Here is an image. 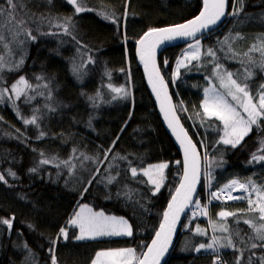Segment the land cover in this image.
<instances>
[{
    "label": "trees",
    "instance_id": "obj_1",
    "mask_svg": "<svg viewBox=\"0 0 264 264\" xmlns=\"http://www.w3.org/2000/svg\"><path fill=\"white\" fill-rule=\"evenodd\" d=\"M16 2L15 20L25 21L21 28L0 17V90H8L0 101V175L7 181H0V220L14 217L11 228L0 223V264H52L53 257L57 264H93L98 252L123 248L142 255L183 166L147 87L136 44L150 29L194 19L202 0H85L87 10L79 13L67 0ZM0 7L8 8L6 0ZM262 43L264 0H229L222 27L199 40V59L184 62L177 76L189 45L160 56L177 111L203 156L197 199L207 209L204 215L202 207L192 206L166 264H214L217 257L219 264H264V247H252L264 241L244 223L264 224L258 212L248 211V194L233 202L210 195L233 179L264 188V161L252 159L264 155V120L233 148L219 142L223 123L203 109L210 88L237 103L227 96L217 68L225 81L231 72L246 83L256 101L264 85V55L252 47ZM21 77L31 88L17 99L11 88ZM34 117L35 124L24 123ZM160 164L168 166L156 192L142 171ZM82 204L125 218L132 236L77 240L78 229L69 222ZM222 210L236 215L220 217ZM213 237L218 251L194 250ZM229 240L231 247H219Z\"/></svg>",
    "mask_w": 264,
    "mask_h": 264
},
{
    "label": "snow or ice",
    "instance_id": "obj_2",
    "mask_svg": "<svg viewBox=\"0 0 264 264\" xmlns=\"http://www.w3.org/2000/svg\"><path fill=\"white\" fill-rule=\"evenodd\" d=\"M51 2V0H49ZM67 2L75 7V12L79 13L81 11L87 10L85 6V0H67ZM8 8L0 7V17L7 15V19L13 23L17 28H21L25 21L23 19L17 21L15 20V10L19 6L16 0H6ZM227 0H203V10L200 14L193 20L187 23L175 25L167 28H154L150 29L145 33L144 37L141 38L138 43L140 45V59L144 63L146 70L151 66L149 71V82L152 84L153 91L157 94V99L161 102V110L165 113V119H169V115H172V119L169 120V127L173 129L176 133L177 140L180 141L181 146L184 149L185 155V172L183 176V181L176 191V195L172 197V202L168 206V210L163 213V223L160 225L159 231L155 234V239L152 240L151 245L147 248L146 252L142 255H137L134 248H123L110 251H102L96 254L93 264H159L160 258L167 251L170 243L171 237L175 230L176 224L179 220L180 213L184 211L186 207H189L195 203V207L200 209L199 201H193V196L195 194L196 184L199 179V161L198 153L196 152L195 145L192 144L190 138H188L187 133L184 132L183 128L180 127V131L177 133L178 119L175 117L173 107L171 105L170 97L167 94L166 85L164 84L163 78L159 74V70L155 62V49L156 46L163 42L164 40H171L175 37H196L198 32L207 29L210 25H215L220 21L221 17L225 15ZM234 11L231 15H236ZM109 18V17H105ZM68 23H71L70 18H65ZM115 23V20L112 21ZM65 32L68 29L65 28ZM25 33L30 35V32ZM0 39H3L0 35ZM35 39V37H33ZM190 47H195V51L189 56L183 57L177 62V76L179 75V68L181 66H186L184 63L185 59H199V40L196 41V45ZM252 50H260L261 54L264 55V43L261 47L257 49L256 45H253ZM208 55L213 56L214 53L211 49L208 50ZM22 63V61H21ZM165 63H167L165 61ZM218 78L221 80V85L225 87L227 91V96H230L233 101H236V106L229 103L224 95L216 92L211 96H208V92L212 90H206V99L203 103L204 112L209 117H216L219 121L223 123V137L220 138V143L225 145H231L235 148L251 130L252 126L256 125L260 127L259 121L264 120V85H261V91L257 94L256 101L252 94L248 91V85L240 84L235 79L232 78L231 72H226L227 81H225L223 76H219V69L217 68ZM249 77L252 75L248 74ZM31 88V85L24 79L20 78L19 81L14 84L11 91L15 93L18 99L24 94V90ZM8 91L0 90V101L3 100V93ZM116 92H123V89H114ZM163 93V95H161ZM127 95V93H124ZM237 108L243 109V114L237 110ZM173 121L176 122L174 126ZM26 124H35V117L31 120H25ZM43 135V133H41ZM207 157V153H205ZM253 160L264 161V155H253ZM43 163H48L47 160L42 161ZM167 164H160L155 166V170L158 176L153 175V168H148L143 170V175L147 176L149 181L154 185L155 191L158 192L161 187V182L163 180V169L167 168ZM35 171V169H32ZM133 176L138 174L136 168L131 169ZM9 175L15 177V173L9 171ZM211 178L209 173V179ZM0 181L4 180V176L0 175ZM210 187V184H209ZM242 190L248 194V211L258 212L259 220L264 221V188L257 187L251 180L247 183H241L236 179L231 180L224 188L219 189L216 192H211L210 195L212 199H220L221 194L226 191ZM87 191V189H85ZM255 192L256 200L251 199L252 193ZM227 199H241L242 197H232L228 195ZM204 215H207V209H201ZM236 215L235 213L228 211H220V217H228ZM14 217L0 220L3 223L12 227V220ZM70 223L76 225L79 228V235L76 239H96L102 236H132L131 225L123 218L107 217L102 212L93 213L91 209L84 205L75 218H73ZM244 223L252 225L257 233V239L264 241V224L255 225L252 221L245 219ZM221 231H227L226 227H221ZM61 235L64 239H67L68 233L65 229H61ZM196 232L204 234L202 230L197 227ZM219 242L213 237L212 243L205 245L204 243L199 244L194 250L199 253L202 249L218 251L215 245ZM231 247V241L229 240L228 245L220 244L219 247ZM264 247V244L257 245L252 244V247ZM52 264H57L55 258L53 257ZM214 264H219V257L214 261Z\"/></svg>",
    "mask_w": 264,
    "mask_h": 264
},
{
    "label": "water",
    "instance_id": "obj_3",
    "mask_svg": "<svg viewBox=\"0 0 264 264\" xmlns=\"http://www.w3.org/2000/svg\"><path fill=\"white\" fill-rule=\"evenodd\" d=\"M202 3H203V0H202ZM202 10H203V7H202ZM228 12H229V0H227L225 15L223 17H221L220 21H218L215 25H210L207 29L202 30V32H198L196 34V37L195 38H193V37H179L178 36V37H175V38H173L171 40H164L163 42L159 43L156 46V49H155V62H156V66H157V68L159 70L160 76L163 78L164 84L166 85L167 94L170 97L171 105L173 107L175 117L178 119V125L179 126L177 127V133L180 131V127H182L183 130H184V132L187 133L188 138H190L192 144L195 145L196 152L198 153L199 179H198V182L196 184L195 194L193 196V201H196L197 200L198 195H199V191H200V188H201V183H202V178H203V156H202V153H201L200 149L198 148V146L196 145V143L192 139L191 135L189 134L188 130L185 128V126L183 124V121H182V119H181V117H180V115H179V113L177 111V107H176V104H175L173 95L171 93L170 86H169V84H168V82L166 80L165 74L160 69L159 61H160V56L162 55V53L165 50H167V49H169L171 47L191 45V44L195 43L197 40H201L202 38H204L208 33H212V32H215V31L219 30L222 27V25L224 24ZM191 20H193V19H191ZM143 37H144V35H143ZM136 56H137L138 62L142 66V71H143V74H144V77H145V80H146V84H147V87H148V89L150 91V94H151V96H152V98L154 100L155 107H156V110H157L158 115L160 117V120H161V122H162V124H163V126H164V128L166 130V132L171 137L172 141L174 142V144L176 145V147H177V149L179 150V153H180V157H181V160H182L183 170H182L181 180H180V182L178 184V187H177V189H179V186H180V184L183 181V176H184V172H185V155H184V149L181 146L180 141L177 140L176 133H174L173 132V129L169 127V120L172 119V115L171 114L169 115V119H165V113L161 110V102H160L159 99H157V94H156V92L153 91L152 84L149 82V71L151 70V66H149V69L146 70L144 63L141 61V59H140V45H139L138 42L136 44ZM161 95H163V93ZM173 123H174V126H176V122L173 121ZM177 189H176V191H177ZM176 191L174 192L173 196L176 195ZM233 194L235 196H240V195H243L244 192L242 190L237 189V190L233 191ZM172 197H171V199H170V201L168 203V206L172 202ZM193 204L190 205L189 207H186L184 209V211H182L180 213L179 220H178V222L176 224L175 230H174V232L172 234V237H171V243H170L167 251L160 258L159 264H166V262H167V260H168V258L170 256V254H171V252H172V250H173V248L175 246V243L177 241L178 235H179L180 230H181V227H182L183 220L188 215V213L191 210ZM168 206H167L165 212L168 210ZM162 223H163V219H162ZM158 231H159V229H158ZM153 239H155V236L153 237ZM151 243H152V241L149 243L148 247L151 245ZM146 250H145V252H146Z\"/></svg>",
    "mask_w": 264,
    "mask_h": 264
},
{
    "label": "rangeland",
    "instance_id": "obj_4",
    "mask_svg": "<svg viewBox=\"0 0 264 264\" xmlns=\"http://www.w3.org/2000/svg\"><path fill=\"white\" fill-rule=\"evenodd\" d=\"M192 46H195L196 45V43H194V44H191ZM196 49H195V47H190V45L184 50V52H183V54H182V57H181V59L183 58V57H185V56H189L191 53H193L194 51H195ZM199 52L201 53V50H200V45H199ZM193 60H195V59H185L184 60V62H186V63H188V62H191V61H193ZM209 90H212V91H209L208 92V96H211V95H213L214 93H216V92H218V93H220L218 90H216V89H214V88H210ZM221 94V93H220ZM221 95H223V94H221ZM207 97H206V93H205V99H206ZM226 98V97H225ZM204 99V100H205ZM227 99V98H226ZM229 102V101H228ZM229 103H231V102H229ZM232 104V103H231ZM234 105V104H233ZM234 106H236V105H234ZM237 110L238 111H240L242 114H243V109H241V108H237ZM216 118V117H215ZM155 166H157V165H154L153 167H150V168H153V175H154V177L155 176H158V173L156 172V170H155ZM165 170L166 169H163V180H164V178H165ZM142 174H143V171H142ZM147 177V176H146ZM148 178V177H147ZM149 180V179H148ZM163 180H162V182H161V184L163 183ZM242 183V182H241ZM228 195H231L232 197H237V196H235L231 191L226 195V193H222L221 194V198H220V200L221 201H232V199H227L226 197L228 196ZM247 198H248V195H247ZM256 194H255V192H253L252 193V196H251V199H253V200H256ZM198 201H199V204H200V206L202 207V209H203V206H202V203H201V201L199 200V199H197ZM233 201H237V199H234ZM232 201V202H233ZM84 205H87V207L89 208V209H91L92 210V212L93 213H101L102 211H96V210H94L91 206H89L88 204H82V205H80L79 207H78V209H77V211L75 212V214L73 215V217L71 218V220L73 219V218H75V216H76V214H78L79 212H80V209L84 206ZM194 207H195V203H194V205H193ZM196 208V207H195ZM105 216H107V217H116V218H122V217H119V216H114V215H110V214H106V213H104V212H102ZM191 213H193V212H191ZM123 219H125V218H123ZM70 220V221H71ZM126 220V219H125ZM127 221V220H126ZM128 222V221H127ZM128 224L130 225V223L128 222ZM69 225H70V227H73V228H77L78 229V235H79V228H78V226H76V225H72L70 222H69ZM132 229V228H131ZM68 233V232H67ZM117 237H129V236H125V235H119V236H102V237H97L96 239H105V238H117ZM77 240H79V241H85V240H95V239H82V240H80V239H77ZM105 251H110V250H105ZM100 252H102V251H100Z\"/></svg>",
    "mask_w": 264,
    "mask_h": 264
},
{
    "label": "built area",
    "instance_id": "obj_5",
    "mask_svg": "<svg viewBox=\"0 0 264 264\" xmlns=\"http://www.w3.org/2000/svg\"><path fill=\"white\" fill-rule=\"evenodd\" d=\"M240 182V181H239ZM235 191V190H234ZM230 191H226V192H224V193H226V195L229 193ZM232 193H233V191H231ZM220 200V199H219Z\"/></svg>",
    "mask_w": 264,
    "mask_h": 264
}]
</instances>
